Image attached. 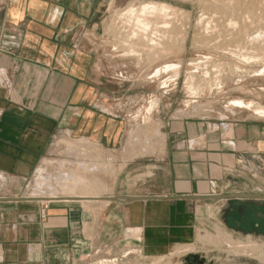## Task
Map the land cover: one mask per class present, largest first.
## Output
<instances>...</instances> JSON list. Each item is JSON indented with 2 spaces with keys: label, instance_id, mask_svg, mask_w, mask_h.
I'll use <instances>...</instances> for the list:
<instances>
[{
  "label": "crops",
  "instance_id": "obj_1",
  "mask_svg": "<svg viewBox=\"0 0 264 264\" xmlns=\"http://www.w3.org/2000/svg\"><path fill=\"white\" fill-rule=\"evenodd\" d=\"M109 1L0 0V264H78L99 242L98 223H139L148 242H185L197 223L196 197L222 195L239 169L264 170V120L241 116L172 127L160 166L137 193L118 194L147 200L34 195L37 175L64 147L59 140L107 151L122 145L118 122L97 106L89 39Z\"/></svg>",
  "mask_w": 264,
  "mask_h": 264
},
{
  "label": "rangeland",
  "instance_id": "obj_2",
  "mask_svg": "<svg viewBox=\"0 0 264 264\" xmlns=\"http://www.w3.org/2000/svg\"><path fill=\"white\" fill-rule=\"evenodd\" d=\"M146 4L166 5L171 17H150V25L141 27L135 16ZM89 39L97 55V106L118 122L122 145L107 151L86 140L60 144L64 147L57 150L54 164L36 177L35 196L115 202L109 199L122 191L137 193L160 166L172 127L215 126L241 116L264 120L254 113L264 108V0H110L99 35ZM165 64L180 68L150 78ZM234 100L253 108H229ZM148 102L150 114L145 112ZM232 175L234 182L226 181L222 195L264 199V170L247 167ZM45 176L50 180L43 181ZM226 204L225 199L202 200L191 206L197 223L185 242H148L139 223H98L99 242L78 264H188L190 258L202 264H264L258 254H264V237L227 227L222 216Z\"/></svg>",
  "mask_w": 264,
  "mask_h": 264
},
{
  "label": "flooded vegetation",
  "instance_id": "obj_3",
  "mask_svg": "<svg viewBox=\"0 0 264 264\" xmlns=\"http://www.w3.org/2000/svg\"><path fill=\"white\" fill-rule=\"evenodd\" d=\"M222 216L225 225L236 232L264 237V199L250 197L227 200ZM187 263L202 264V261L199 258H190Z\"/></svg>",
  "mask_w": 264,
  "mask_h": 264
},
{
  "label": "bare ground",
  "instance_id": "obj_4",
  "mask_svg": "<svg viewBox=\"0 0 264 264\" xmlns=\"http://www.w3.org/2000/svg\"><path fill=\"white\" fill-rule=\"evenodd\" d=\"M218 1V0H217ZM258 2V1H257ZM145 5V4H144ZM147 6H144V7H142L140 10H139V15H138V17H136L135 16V18H137V21H138V24L140 23V24H142L143 25V27L144 26H149L150 24V22L148 21V20H150V19H148V18H150V17H156V16H162L163 18H169V17H171V8H168V7H166V5L165 6H161L160 4V6H157V5H148V4H146ZM133 8V7H132ZM135 9V8H134ZM170 10V11H169ZM127 13V12H126ZM134 11L132 10L131 11V16L133 15L134 16ZM176 13V12H175ZM252 13V12H251ZM174 14V13H173ZM177 14V13H176ZM215 15V14H214ZM217 15V14H216ZM130 16V15H129ZM162 17H160V18H162ZM243 17V16H242ZM159 18V19H160ZM233 18V17H232ZM120 19V18H119ZM126 19V18H125ZM133 20V19H132ZM161 20V19H160ZM164 20V19H163ZM166 20V19H165ZM172 20V19H171ZM175 20V19H174ZM149 23H148V22ZM225 21H226V19H225ZM157 23V22H156ZM167 23H169V22H167ZM178 23V22H177ZM130 24V23H129ZM133 24H134V22H133ZM139 24V25H140ZM152 25V24H151ZM164 25V24H163ZM172 25V24H171ZM136 26V25H135ZM141 26V25H140ZM165 26V25H164ZM228 26V25H227ZM142 27V26H141ZM140 27V28H141ZM167 27V26H166ZM135 28V27H134ZM173 28V27H172ZM218 28V27H217ZM148 29H150V28H148ZM163 29V28H162ZM245 29V28H244ZM136 30V29H135ZM142 30V29H141ZM140 30V31H141ZM144 30H146V28L145 29H143V32L142 33H144ZM149 31V30H148ZM164 31H165V28H164ZM211 33V32H210ZM144 34H146V32L144 33ZM163 34V33H162ZM151 35V34H150ZM164 36H165V34H164ZM144 37V36H143ZM158 37V36H157ZM163 37V36H162ZM148 38V37H147ZM253 38V37H252ZM144 41V40H143ZM152 41V40H151ZM156 41V40H155ZM154 45V44H153ZM162 45V44H161ZM146 46V45H145ZM148 47V46H147ZM208 57V56H207ZM157 59V58H156ZM204 60V59H203ZM207 60V59H206ZM209 60V59H208ZM192 62H194V61H192ZM200 64V63H199ZM197 65V64H196ZM180 67H179V65H172V64H165V65H163L162 67H159L158 69H155V71H154V73H153V75L150 77V78H156V77H159V75L161 74V73H168L169 71L171 72L172 70H178ZM121 74V73H120ZM262 74V73H261ZM177 76H178V74H177ZM174 78H176V77H174ZM192 78V77H191ZM177 79H175V81H176ZM166 82H168V80H164L162 83H161V85H163V87L162 88H166L167 86H166ZM189 86V85H188ZM190 90H191V88H189ZM192 91L193 90H191V92H189V93H192ZM187 93V92H186ZM152 100V99H151ZM153 103H154V101H153ZM150 104H152L151 102H148V107H146L147 109L145 110V112L147 113V114H150V112H151V109H152V105H150ZM154 106H155V103H154ZM187 107V106H186ZM229 108H232V109H234V108H238V109H245V110H251L252 108H253V105H252V103H246V102H243L242 100H234V101H232L230 104H229ZM153 111V110H152ZM152 113V112H151ZM254 113H255V115H258V116H260V117H264V108L262 109H256V110H254ZM135 116V115H134ZM135 119H136V117H134ZM146 118V117H145ZM144 118V119H145ZM143 119V120H144ZM146 121V120H145ZM146 123V122H145ZM148 123V122H147ZM144 124V123H143ZM71 142V140H69V139H67V140H59V142H58V145H60V144H63V145H70L69 143ZM51 164H53V163H49V165H51ZM44 174V173H43ZM67 174V173H66ZM68 176V175H67ZM70 176V175H69ZM66 176L64 175L63 176V179L65 178ZM62 179V180H63ZM70 179V178H69ZM42 180L43 181H48V180H50V178L48 177V176H45V177H43L42 178ZM71 181H72V179H70ZM69 180V181H70ZM75 180V179H74ZM40 182V185H42V184H45L44 182ZM70 181V182H71ZM64 182V181H63ZM65 182H66V180H65ZM75 182V181H74ZM79 182V181H78ZM77 182V184H79ZM82 182V181H81ZM80 182V183H81ZM85 182V181H84ZM59 183V182H58ZM67 183V182H66ZM76 183V182H75ZM64 184V183H63ZM68 185H70V186H72L73 184L72 183H70V184H68ZM44 186V185H43ZM52 186V185H51ZM55 186V185H54ZM69 186V187H70ZM76 186V185H75ZM90 186V185H89ZM65 187H66V185H65ZM59 188V187H58ZM68 188V187H67ZM55 189V188H54ZM63 189V188H62ZM71 189V188H70ZM68 190V189H67ZM74 190H75V188H74ZM66 191V190H65ZM68 191H71V190H68ZM72 192V191H71ZM42 193V192H41ZM66 199H71V198H73V197H65ZM56 199V198H55ZM80 199H83V198H80ZM49 200V199H48ZM102 200V199H101ZM200 236V235H199ZM210 240V239H209ZM214 241V240H213ZM255 250V249H254ZM260 251V250H259ZM127 254V253H126ZM258 254H260V256L262 257V256H264V254H263V252H259Z\"/></svg>",
  "mask_w": 264,
  "mask_h": 264
},
{
  "label": "water",
  "instance_id": "obj_5",
  "mask_svg": "<svg viewBox=\"0 0 264 264\" xmlns=\"http://www.w3.org/2000/svg\"><path fill=\"white\" fill-rule=\"evenodd\" d=\"M250 197L262 198V196H259V195L251 196L249 194L248 195H237V196L236 195H214L210 197H196V198L201 199L203 201H218V200H223V199L230 200V199H243V198H250ZM109 200H113L118 203H131L135 201H144V200H147V198L117 196Z\"/></svg>",
  "mask_w": 264,
  "mask_h": 264
},
{
  "label": "built area",
  "instance_id": "obj_6",
  "mask_svg": "<svg viewBox=\"0 0 264 264\" xmlns=\"http://www.w3.org/2000/svg\"><path fill=\"white\" fill-rule=\"evenodd\" d=\"M47 211H48V206L44 205L41 211V217L42 219H46L47 218Z\"/></svg>",
  "mask_w": 264,
  "mask_h": 264
}]
</instances>
